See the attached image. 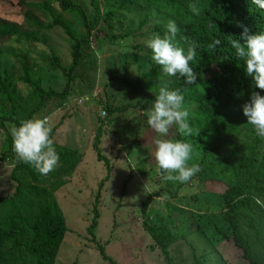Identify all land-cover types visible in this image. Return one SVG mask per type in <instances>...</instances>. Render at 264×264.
I'll list each match as a JSON object with an SVG mask.
<instances>
[{"label": "rangeland", "instance_id": "rangeland-1", "mask_svg": "<svg viewBox=\"0 0 264 264\" xmlns=\"http://www.w3.org/2000/svg\"><path fill=\"white\" fill-rule=\"evenodd\" d=\"M122 1L71 0L81 8L87 21L92 19L96 10L100 20L95 30L91 31L89 45L82 49L85 59L74 72L77 78L73 91L63 99L50 96L32 119L49 117L53 125L51 136L54 145L74 150L76 154L60 160L47 175L40 174L29 165L35 181L26 170H18V177L23 183L34 182L46 190L41 201H28L29 195L23 196V203H27L24 207L29 213L38 204L54 205L64 219L66 231L54 264L240 263L244 260L241 250L233 244L228 228L222 224L223 204L217 196L221 187L201 182L195 176L185 183L164 181L157 171L153 155V140L157 134L147 120L154 100L146 101L150 92L142 91L141 83L137 81L156 65L146 42L156 35L162 37L170 20L175 21L177 26L178 21L162 11L161 7L162 10H159L128 4L125 8H118ZM49 5L71 20L69 14L59 10L55 1H50ZM109 9L111 20L107 22L111 28L101 19V14ZM25 11L24 4L18 0H0V18L25 27ZM36 14L33 17L42 27L49 23L46 12ZM40 31L45 33L47 45L35 42L19 47L11 39L0 46L3 51L0 60L7 63L8 68H13L17 63L14 54L26 55L32 69L40 76L43 88L59 92L64 87L65 78L52 67L50 51L56 53L62 65H68L71 59L68 39L58 28H42ZM175 43L180 44L178 35ZM156 71L159 73L155 79L156 86L160 89L166 86L168 76L161 68ZM14 84L19 95L28 94L30 89L23 83L15 80ZM243 105L241 103L228 110L230 115L240 112V119L245 121L238 125V135L231 138L233 143L249 141L247 136L251 131L243 114ZM105 107L118 110L108 114ZM191 108L192 104L186 107L188 111ZM101 111H104L103 115ZM98 127L100 135L95 150L93 142ZM175 135L173 127L168 138L175 141ZM191 145L193 151L189 165L197 164L199 155V145ZM7 148L0 131V197H8L14 191L15 182L10 179V170L15 161ZM260 149H264V138ZM220 153H224V149ZM13 154L18 159L14 149ZM212 189L219 190L213 194ZM148 196L150 201L145 207V214L149 223L155 227H167L175 237L174 242L167 246V258L155 246L142 224L140 204ZM95 205L97 218L91 236L86 228ZM176 209L181 210V214ZM190 219L197 227H187L184 221ZM241 228L242 233L248 234V227ZM90 237L94 242L90 241ZM95 244L103 248V253L110 260L101 258Z\"/></svg>", "mask_w": 264, "mask_h": 264}, {"label": "trees", "instance_id": "trees-1", "mask_svg": "<svg viewBox=\"0 0 264 264\" xmlns=\"http://www.w3.org/2000/svg\"><path fill=\"white\" fill-rule=\"evenodd\" d=\"M50 1H55L59 10L69 14L71 20L55 12L49 5ZM18 2L25 6L23 18L26 26L0 18V46L7 44L11 39H14L19 47L35 42L46 44V35L40 29L54 27L60 29L67 37L71 59L68 65H62L56 53L50 51L52 67L65 78L64 87L59 92L43 88L40 76L34 72L26 55L14 54L17 63L13 68H8L7 63L0 60V131L7 144V150L15 161L10 170V179L15 182L14 191L8 197H0V264H54L66 231L64 219L54 205L38 204L29 213L24 207L27 203H23V196L29 195L28 201H41L46 190L34 182L23 183L19 179L18 170H26L33 181L36 178L30 171L29 164L20 162L14 156L10 130L19 127L22 121L32 119L50 96L63 99L73 91L77 78L74 72L85 59L82 49L89 45V36L91 31L95 30L100 17L96 10L92 19L87 21L81 8L71 0ZM128 4H138L149 9L162 8V11L176 17L180 29L178 46L183 47L185 51L187 43L184 38H188L189 42L198 43L196 58L190 62L197 74L196 83L186 84L185 79L177 74L168 76L165 86L169 90H180L185 98V108L192 104L188 122L193 128V134L181 136L174 127L175 139L185 142L191 140V144L199 145L197 164L201 171L195 177L211 186L221 187L220 192L219 189H212L211 193L218 192L217 196L223 204L222 224L228 228L233 244L241 250L244 260L236 264H264V207L254 199L258 198L264 202V149H260L264 137L257 136L254 127L249 124V141L233 143L231 138L238 135V125L244 124L245 121L240 119V112L228 114L231 107L250 103L253 92L264 96V90L257 88L253 77L246 74L244 58L237 56L230 43L232 39H241V25L249 29V34L264 33V9L257 7L252 0H123L118 8H125ZM191 4H196L201 10L198 16L191 12ZM37 12L48 14L50 21L45 27L33 17L37 16ZM101 16L106 26L111 28L107 22L111 20L110 9L105 10ZM39 33L41 37L38 36ZM216 40H219L220 44L214 50L210 49L208 45ZM1 52L3 51L0 49V55ZM159 68L157 64L152 66L137 81L141 83L142 91L150 92V96H147L149 99L146 98L147 102L155 100L159 93L155 80L158 78L159 73L156 70ZM15 80L30 89L27 95L17 93ZM152 94L154 95L151 96ZM115 110L118 109L105 107L108 114ZM99 135L98 127L93 142L95 150ZM54 147L62 161L76 154L74 150H66L56 145ZM221 149H224V153H220ZM23 189L24 192H21ZM160 194L161 192L158 193ZM149 201L148 196L140 204L142 224L155 246L159 247L167 258V246L174 242L175 237L167 227H155L149 223L145 214ZM176 210L181 214V210ZM92 212L86 228L91 236V231L96 225V205ZM184 222L187 227H197L191 219ZM241 227H248V234L242 233L244 231ZM190 231L191 228L188 232ZM216 231L221 233L220 229L216 228ZM90 241L94 242V239L90 237ZM95 246L102 259L110 260L100 245Z\"/></svg>", "mask_w": 264, "mask_h": 264}, {"label": "clouds", "instance_id": "clouds-1", "mask_svg": "<svg viewBox=\"0 0 264 264\" xmlns=\"http://www.w3.org/2000/svg\"><path fill=\"white\" fill-rule=\"evenodd\" d=\"M260 9H264V0H252ZM194 15L200 14L196 4L189 5ZM243 27L241 39H232L230 43L240 58H244L246 74L252 76L255 86L264 90V33L249 34V29ZM180 29L176 22L170 20L167 32L161 37L154 36L146 42L151 50L152 61L159 65L167 76L179 74L186 84H195L197 74L190 66L196 58L198 43L188 41L187 51L178 46L176 37ZM243 40V43H241ZM219 40L209 44L215 49ZM184 95L180 90H169L166 87L159 89L155 96L152 108L147 113L148 125L157 134L153 144V153L157 171L164 181L185 183L191 180L199 171V164L189 165L192 158V145L183 140L169 139L170 129L176 127L181 136H191L193 128L188 122L189 111L184 106ZM243 114L247 117V124L254 127L257 136L264 137V96L253 92L251 102L243 105ZM53 125L49 117L28 119L22 121L19 127H13V149L20 162L33 166L40 174L47 175L59 164L60 156L54 147L51 136ZM255 202L264 207V202L254 198Z\"/></svg>", "mask_w": 264, "mask_h": 264}, {"label": "built area", "instance_id": "built-area-1", "mask_svg": "<svg viewBox=\"0 0 264 264\" xmlns=\"http://www.w3.org/2000/svg\"><path fill=\"white\" fill-rule=\"evenodd\" d=\"M101 114L103 115L104 114V111H101Z\"/></svg>", "mask_w": 264, "mask_h": 264}]
</instances>
